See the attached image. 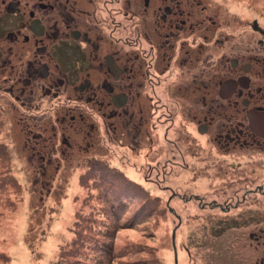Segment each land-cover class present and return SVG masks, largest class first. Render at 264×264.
<instances>
[{
    "label": "flooded vegetation",
    "instance_id": "1",
    "mask_svg": "<svg viewBox=\"0 0 264 264\" xmlns=\"http://www.w3.org/2000/svg\"><path fill=\"white\" fill-rule=\"evenodd\" d=\"M207 20L202 0H0V95L29 109L66 95L70 107L56 122L74 125L85 153L108 143L116 128L120 146L138 156L156 152L159 137L166 159L154 153V164L141 170L156 188L159 174L205 169L211 151L223 176L218 164L247 150L256 165L237 181L223 176L220 190L252 183L248 194H256L264 187V36L211 39ZM252 34L264 31L253 23ZM27 132L28 151L44 157L41 132ZM262 243L250 245L263 255L254 264H264Z\"/></svg>",
    "mask_w": 264,
    "mask_h": 264
},
{
    "label": "rangeland",
    "instance_id": "2",
    "mask_svg": "<svg viewBox=\"0 0 264 264\" xmlns=\"http://www.w3.org/2000/svg\"><path fill=\"white\" fill-rule=\"evenodd\" d=\"M202 5L207 25L214 28L209 38L219 33L229 38L233 33L240 41L263 38L250 33L253 23L264 31V0H202ZM65 98L29 109L0 95V264H175V253L177 264H254L262 259V252L254 253L250 245L264 241V187L252 195V183L220 190L223 176L237 181L256 165L247 150L227 155L230 166L225 158L218 164L225 167L223 176L216 172L218 157L211 151L205 169L159 174L164 182L156 188L152 174L141 170L154 164V153L160 163L166 159L162 139L154 141L161 146L156 152L144 157V149L138 156L120 146L116 128L108 143L85 153L87 142L74 125L56 122ZM28 127L42 134V158L25 146ZM62 138L70 145H61ZM217 202L231 207L220 210Z\"/></svg>",
    "mask_w": 264,
    "mask_h": 264
},
{
    "label": "trees",
    "instance_id": "3",
    "mask_svg": "<svg viewBox=\"0 0 264 264\" xmlns=\"http://www.w3.org/2000/svg\"><path fill=\"white\" fill-rule=\"evenodd\" d=\"M155 202H156V204H154V211H155L156 215H159L160 214V211H162V210L160 209V207L158 205V203H159L158 198H156V200L154 199V203ZM155 209H157V210H155ZM142 211H143L142 209H139V211L137 212V215L142 216ZM123 223H126V226H129L130 224H132V222H130V221H127V222L126 221H123ZM135 223H137V222L135 221Z\"/></svg>",
    "mask_w": 264,
    "mask_h": 264
},
{
    "label": "water",
    "instance_id": "4",
    "mask_svg": "<svg viewBox=\"0 0 264 264\" xmlns=\"http://www.w3.org/2000/svg\"><path fill=\"white\" fill-rule=\"evenodd\" d=\"M173 248H174V246H173ZM174 251H175V250H174ZM175 264H177L176 253H175Z\"/></svg>",
    "mask_w": 264,
    "mask_h": 264
}]
</instances>
